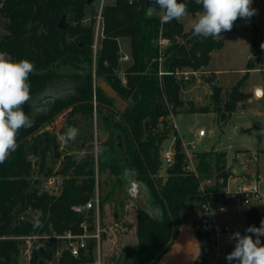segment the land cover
Returning a JSON list of instances; mask_svg holds the SVG:
<instances>
[{
	"label": "trees",
	"instance_id": "obj_1",
	"mask_svg": "<svg viewBox=\"0 0 264 264\" xmlns=\"http://www.w3.org/2000/svg\"><path fill=\"white\" fill-rule=\"evenodd\" d=\"M94 2L0 0L4 28L0 34V51L8 53L13 60L28 59L35 65V71L29 77L31 105L23 106L32 118L33 126L20 130L17 150L9 161L0 164V264H18L27 242H31L30 248L37 251V259L32 252L31 264H93L96 239L90 238L88 248L74 256L68 249L58 253V242L50 236L69 231L80 233L85 220L90 232L95 230L94 210L80 213L73 206L83 205L91 199L95 194L96 172L99 174L103 170L124 181L127 169L135 171L138 180L148 187L150 205L160 210V214L150 215L137 207L136 241L121 253L129 259L128 264H156L157 257L169 248L178 226L191 219L190 215L183 218L180 215L199 194L200 178L186 170V155L176 133L175 161L166 169L165 179L159 176L161 148L172 132L163 94L172 113H177L178 108L184 106L180 94L184 79L175 74L176 69L206 67L212 52L223 46V40L194 37L192 29H184L182 19L161 24L158 15L149 14L150 0H117L103 8L104 36L94 59L95 18L87 22V10ZM178 2H186L190 14L202 10L195 0ZM63 18L65 22L61 28L59 24ZM160 36H167L172 41L167 48V58L162 62H159L157 44ZM121 38L130 40L131 63L125 70L127 84H123L116 73L121 65ZM251 51L255 55L261 52L257 28H252ZM161 68L168 71L161 77L163 89L159 86ZM99 77L129 102L124 113L115 109L114 99L97 84ZM204 80L211 89L212 99L219 104L222 87L216 73L210 72ZM61 84L71 85L67 95L58 92L47 108L32 109L34 100ZM236 95V92L229 95L225 110H233ZM94 107L98 119L111 130L107 149L98 161L92 155L80 157L78 151H65L59 139L82 117L93 121ZM103 109L107 112L103 113ZM205 110L190 106V111ZM61 118L63 124L57 130L54 122ZM113 133L122 135L123 150L117 147ZM78 137L80 144H85L87 137L81 134ZM195 160L200 176H211V167L215 166L217 187L226 185L229 176L224 170L225 152H200ZM56 162L60 163L59 170H55ZM54 172L61 178L57 186L52 189L42 187V176L49 177ZM103 206L101 200L100 210ZM39 211L43 212L40 217L43 227L33 229L32 220ZM262 219L260 210L250 207L246 214L247 228L259 227ZM197 235L203 250L210 246L211 237L200 232ZM260 240L264 244V236ZM119 261L120 257L117 264ZM196 264H203L202 258Z\"/></svg>",
	"mask_w": 264,
	"mask_h": 264
},
{
	"label": "rangeland",
	"instance_id": "obj_2",
	"mask_svg": "<svg viewBox=\"0 0 264 264\" xmlns=\"http://www.w3.org/2000/svg\"><path fill=\"white\" fill-rule=\"evenodd\" d=\"M252 7L256 10L255 15L248 20L238 18L231 31L221 33L223 46L212 52L211 60L206 67L199 70H192L187 66L176 69L181 72L197 71L199 75L198 78L191 77L189 80L183 81L180 94L184 100V106L178 108L177 113H172L171 109H168L169 125L172 132L162 147L164 146L165 149L169 147L175 138L174 133L182 142L196 141L198 140V130L202 128L206 130L207 135L197 141L195 153L197 151V153L225 152L224 170L228 176L232 175L243 179L261 177L264 180V56L261 55L264 50V46H262L264 45V0H253ZM97 14L98 0H95L87 10V22L89 23L94 17L96 24ZM197 15L189 13L188 16L182 18L186 31L192 29V22ZM252 28H257L259 31L261 44L259 55H255L251 51ZM3 32V19L0 16V34ZM102 38L103 36L99 38L97 51L101 47ZM119 45L122 47V51L130 54L128 38H121ZM254 56H257V59L253 60ZM129 63L131 60L127 61L125 65H122L121 62L120 67L116 69L119 77L122 78L125 74L121 66H124L126 70ZM210 72L216 73L218 84L222 87V101L217 105L212 99L209 85L204 80V77ZM65 84L58 85V88H71V85L66 86ZM256 86L262 87L259 97H255ZM232 92L237 93L234 107L232 111H227L224 106L225 101ZM36 102L37 100H34L32 103L34 111H38L36 108L39 104ZM190 106L204 107L207 110L190 111ZM94 112L93 121L85 120L82 117V120L80 119L75 126L81 136L87 137L85 144L81 145V138L77 136L70 144L66 143L67 141H61V145L65 151H78L80 157L92 155L98 161L107 149L106 141L111 138V130H108L98 119L95 107ZM106 112L107 110L103 109V113ZM222 114L225 115L223 118ZM78 117L79 115L77 119ZM61 119L54 122V127L57 130L63 124V118ZM160 156L162 158V151ZM210 161H213V156L210 157ZM211 168V177L217 178V168L215 166ZM59 169L60 163L56 162L55 170ZM159 176H162L163 179L167 177L165 166H161L159 169ZM42 179V187L52 189L57 186L61 178L54 172L49 177L42 176ZM120 179L108 170L101 171L96 178L95 192L99 191L100 200L104 206L100 210V237L95 241L94 251L95 255L97 252L102 255L105 264H117L119 257L118 264H128L129 259L121 253L126 246L135 243L137 237L138 206L126 191V180ZM108 193H110L109 196ZM195 201L196 197L193 202H190V207L181 213V218L192 213ZM249 209L250 207H242L239 212H232L229 215V221L232 222L234 228L240 231L241 235H245L246 214ZM260 212L264 219V209ZM55 240L59 245L58 253L67 249L63 239ZM30 245L31 242H27L26 249H30L31 256L24 253L25 251L22 252L18 258V264H31ZM233 250L230 245L224 243L223 239L220 241L212 239L210 246L207 245L204 250L202 249L195 264L199 258H202L203 264H229L226 256ZM231 264H236V262L232 261Z\"/></svg>",
	"mask_w": 264,
	"mask_h": 264
},
{
	"label": "clouds",
	"instance_id": "obj_3",
	"mask_svg": "<svg viewBox=\"0 0 264 264\" xmlns=\"http://www.w3.org/2000/svg\"><path fill=\"white\" fill-rule=\"evenodd\" d=\"M161 9L159 14L155 8L149 9L150 15H158L160 23L181 20L188 16V4L178 0H154ZM202 10L192 22V35L202 39H220L221 33L231 31L238 18L250 19L256 14L252 7L253 0H195ZM264 46V45H262ZM35 71V65L28 59L13 60L9 54L0 51V164H5L18 148L20 130L33 126V120L25 113L23 106L31 105V85L29 77ZM79 130L69 126L59 137L61 141H74ZM39 211L33 217V229L43 227ZM245 235L235 232L230 239L236 241L234 250L227 254L231 264H264V244L260 237L264 236V219L260 226H249ZM247 233H251L249 235ZM255 236V239L253 238ZM93 264H105L102 255L97 252Z\"/></svg>",
	"mask_w": 264,
	"mask_h": 264
},
{
	"label": "built area",
	"instance_id": "obj_4",
	"mask_svg": "<svg viewBox=\"0 0 264 264\" xmlns=\"http://www.w3.org/2000/svg\"><path fill=\"white\" fill-rule=\"evenodd\" d=\"M117 0H98V14L97 21L95 24V38L93 49L95 56L97 54V46L99 38L104 36L103 26V8L105 5ZM130 2L132 0H129ZM171 39L167 36H160L157 44L159 49V62L164 61L167 58V48L171 45ZM120 46V61L127 63L131 60V56L128 52L122 51ZM122 67V66H121ZM123 68V67H122ZM125 73V69H123ZM168 71H163L162 68L159 71V86L162 88L161 77ZM172 73V72H169ZM175 74L184 80H189L191 77L198 78L199 73L197 71H175ZM122 83L127 84L125 74L122 77ZM167 109H170V105L163 94ZM207 132L205 129H199L197 133L198 140H192L188 143L182 142V147L186 155V170L191 171L197 177L200 178L199 194L196 197V201L193 207L191 216L194 229L197 232L205 236H209L212 239L220 241L223 239L224 243L230 245L233 249L236 241L230 239L231 235L235 232H239L229 221V215L232 212H239L242 207L255 206L259 210L264 209V180L260 178H236L229 176L225 186L217 187V178L202 177L196 167V154L195 147L199 139L205 137ZM176 137L171 141L168 148H161L162 151V166H165V170L173 165L175 161L176 153ZM98 172H96V178ZM220 181H222L220 179ZM100 195L99 191H96L94 196L83 205H75L73 209L76 212L83 213L90 209L95 212V230L90 232L88 228L87 220L83 221L81 227L83 231L80 233H73L71 231L66 232L63 235L54 234L51 237L55 239H63L65 246L74 256H78L81 249L88 248V241L90 238L99 240L100 229H99V217H100ZM241 234V233H240ZM27 250V251H26ZM24 253L30 254V249H26ZM32 251V249H31Z\"/></svg>",
	"mask_w": 264,
	"mask_h": 264
},
{
	"label": "water",
	"instance_id": "obj_5",
	"mask_svg": "<svg viewBox=\"0 0 264 264\" xmlns=\"http://www.w3.org/2000/svg\"><path fill=\"white\" fill-rule=\"evenodd\" d=\"M154 6L155 13L159 14L161 9L154 3V0H150V7ZM65 19L63 18L59 24L61 28L64 27ZM176 38L174 39V41ZM191 47V44L189 45ZM264 56V50L262 51ZM257 59V56L253 57V60ZM97 84L106 92V94L114 99V107L119 113H124L128 107L129 102L125 100L113 86L105 82L103 77H99ZM262 93V87H255V97H259ZM57 93L55 89L45 91L39 96L36 108L38 111L47 108L50 103L55 100ZM116 141L117 147L123 150V139L121 134H112ZM126 191L129 196L135 201L137 206L150 215L160 214L158 208H154L149 203V190L145 183L138 180L137 174L131 169L125 171ZM202 251L201 241L194 229L192 220L183 222L178 226L169 248L159 255L155 261L156 264H195L196 260L200 256ZM35 259H37V251L32 249Z\"/></svg>",
	"mask_w": 264,
	"mask_h": 264
},
{
	"label": "flooded vegetation",
	"instance_id": "obj_6",
	"mask_svg": "<svg viewBox=\"0 0 264 264\" xmlns=\"http://www.w3.org/2000/svg\"><path fill=\"white\" fill-rule=\"evenodd\" d=\"M58 88V87H57ZM50 89H53V88H50ZM50 89H48V90H50ZM55 89V92L56 93H58V92H60L61 93V91H62V93H61V95L63 96H65V95H67L69 92H67L68 91V88L67 87H64L63 89L61 88H59V89H56V88H54ZM63 90L64 91H66V92H63ZM56 95V94H55ZM57 96V95H56ZM56 96H55V98H56Z\"/></svg>",
	"mask_w": 264,
	"mask_h": 264
},
{
	"label": "crops",
	"instance_id": "obj_7",
	"mask_svg": "<svg viewBox=\"0 0 264 264\" xmlns=\"http://www.w3.org/2000/svg\"><path fill=\"white\" fill-rule=\"evenodd\" d=\"M152 8H154V6H152ZM122 65H125V63H122ZM122 67H123V69H125L124 66H122ZM230 223L232 224V222H230ZM232 225H233V224H232Z\"/></svg>",
	"mask_w": 264,
	"mask_h": 264
}]
</instances>
